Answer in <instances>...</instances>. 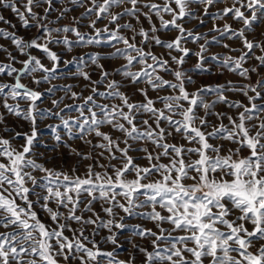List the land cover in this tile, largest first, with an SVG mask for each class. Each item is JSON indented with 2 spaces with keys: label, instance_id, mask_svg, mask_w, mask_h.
<instances>
[{
  "label": "snow or ice",
  "instance_id": "snow-or-ice-1",
  "mask_svg": "<svg viewBox=\"0 0 264 264\" xmlns=\"http://www.w3.org/2000/svg\"><path fill=\"white\" fill-rule=\"evenodd\" d=\"M221 3L227 6L210 11ZM0 8L10 10L22 28L38 33L24 40L0 29V38L25 57L18 60L0 45L7 58L0 61V77L12 78L10 83L0 82V106L5 110L0 112V125L11 137L0 135V264H136L135 253L118 258L123 247L120 235L126 229L148 241L145 247L128 240L143 256V264H264V78L255 84L227 81L189 91L196 82L184 68L186 58L193 55L200 72H209L205 63L210 60L221 75L226 70L247 81L252 73L259 75L264 68V40H250L248 34L254 25L264 23V0H0ZM79 9L83 11L71 17L72 23L88 20L91 34L71 25L58 26ZM209 16L210 32L240 41V49L223 44L238 56L206 57L209 46L220 43L218 36L209 39L208 33L185 25L205 24L204 17ZM226 18L242 27L234 29ZM219 20L225 21L222 28L216 25ZM104 21L103 28L97 27ZM0 22L15 27L3 15ZM172 32L174 37L165 38ZM201 40L198 51L186 47ZM100 45L112 49L104 57L122 63L109 71L99 52L86 53L87 60L81 56L63 61L65 66H80L75 75L87 82L84 87L91 94L83 97L68 85L62 88L65 95L82 98L83 104L61 108V97L52 99V108H41L44 93L37 89L56 78L61 61L51 46L70 53L74 47ZM31 50H39L52 67ZM253 59L257 63L245 67ZM89 64L99 69V79L92 80L84 70ZM38 72L42 75L35 78ZM26 76L36 88L22 83ZM45 91L52 95L56 86ZM227 92L241 94L247 103L229 100ZM212 95L215 99L209 100ZM94 97L109 102L98 103ZM219 104L235 115L217 112ZM67 109L78 116L65 118ZM6 115L28 122L29 131L13 134ZM212 116L217 123L210 121ZM50 118L59 121L46 125L54 147L63 146L69 158L75 157L68 169L47 167L40 162L42 154L35 152L40 142L38 122ZM61 127L67 140L78 138L89 151L73 148L58 131ZM105 127L108 131L102 130ZM176 137L182 142H170ZM17 138L23 139L18 147L13 144ZM37 206L51 224L42 221ZM129 217L149 221L155 230L126 225ZM101 230L106 234L98 240Z\"/></svg>",
  "mask_w": 264,
  "mask_h": 264
},
{
  "label": "rangeland",
  "instance_id": "rangeland-1",
  "mask_svg": "<svg viewBox=\"0 0 264 264\" xmlns=\"http://www.w3.org/2000/svg\"><path fill=\"white\" fill-rule=\"evenodd\" d=\"M230 2V0H229ZM227 6L224 3L218 4L216 7L212 8L210 11L212 12H216L219 9L223 8ZM38 11H42V9H38ZM83 11V9H79V10H74L71 12L70 16L63 19L62 21H60L58 26H63V25H71V26H75L78 27L79 30L82 33L88 32L91 34V30L88 29L86 27V25L88 24V20H82L81 23L79 25H74L72 23L71 17L75 16V17H79L80 13ZM0 15H3L5 17L6 20L11 21V25H15V27H11L8 24H4L2 22H0V29H3L5 31L8 32H15L16 35L19 38H23L24 40H31L34 37H36L38 35L37 31L35 28L32 29H24L21 26V23L18 21V19L15 17V15L10 11V10H6V9H2L0 8ZM55 17V12L53 13V18ZM168 18V17H165ZM143 19V18H141ZM206 23L205 24H198V21H189V23H187L185 26L188 28H192L194 29L196 32L198 33H208V38L211 39V37L213 35H217V33H212L209 30L213 27V20L212 18L209 17H204ZM227 19V18H226ZM224 20H219L216 21V25L220 28L223 27L224 24ZM107 21H104L103 23L98 22L97 27L103 28L104 24H106ZM121 24L125 23V20H121L120 21ZM133 24H135V21H132ZM227 23H229L234 29H239L242 27V25L236 21H233L231 19H227ZM144 27L147 28V22H144ZM125 35H130V33H124ZM264 23H257L256 25H254L252 33L248 34V39L250 40H264ZM70 39H75V37L72 34H68ZM175 32L170 33V35L168 37L165 38H171L174 37ZM106 39V37H104ZM218 39L220 41V43H213L209 46L208 48V52L205 54L206 57H209L213 54H227V55H232V56H238L239 52H229L228 49H225L223 47V44L227 43L230 45L231 48H235V49H240L242 47V44L240 43L239 40H228L225 37H220L218 36ZM204 43L203 40H201L199 43L197 44H193V43H188L186 45V47L190 48L193 50V52L198 51L199 50V44ZM0 45H3L4 47H6L13 55L17 56L18 60H23L25 59L24 56L19 55L18 50L15 49V46L11 44V42L9 40H5L0 38ZM121 47L123 45H120ZM53 51H56L57 54L61 57V61L59 64V68L58 71L56 73V78L53 79L51 81V83H42L37 90L41 91L42 93H44V97L42 102L40 103V107L41 108H52V99H57L59 100L61 97H63V103L60 105L61 108L64 107V105H80L83 104V99H72L70 94L69 95H65V92L62 90L63 87L70 85L72 87V91L81 94L83 97H86L88 95L91 94L90 89H85V84L87 83L86 81H84L83 79L79 78L77 75H75V73H77L78 68L80 67L77 64H71L68 66H65V64L63 63V61L65 60H70L73 57H81L83 56L86 60L88 59V56L85 55L87 54H92V53H96L99 52L101 53L102 59H101V63L104 64L105 68L109 71H111L112 68L118 66L120 63H122V61H113L110 60L106 57H104V53L111 51L112 49L110 48V46L108 45H100V46H89V47H74L72 52H66L63 47L61 46H51ZM32 51V55H36L38 58H42V62L45 64V66L47 67H52L51 62H49L46 57H43V54L39 52V50H31ZM155 51H157V53H159L160 51H162L161 49H156ZM257 55H259V51L257 50L256 52ZM0 61L3 62H7V58L5 53L0 52ZM186 63L184 65V68L186 70H188L189 75L192 77V79L196 82L195 85H192L189 87V91H194L195 88L200 87L201 85H220V84H225L227 81H233L234 83L238 84V85H243L246 83L251 82L252 84H255V82L258 79H262L264 78V68H260L259 71V75H257L256 73H252L251 74V81H247L244 80L243 78L239 77L236 74L230 73L226 70H224L223 74H220V69L217 67L216 62H212L210 60H206L205 63V67L209 68V72H200L198 70L195 69V65L197 63V59L195 56L190 55L188 58H186ZM257 62L253 59L250 60L248 62V64H245V67H250L252 65H255ZM17 68H20L21 65L19 63H16L14 65ZM85 71L89 72L91 74L92 80H97L99 79V69H97L94 65L89 64L87 67L84 68ZM41 73H36L35 74V78H40L41 77ZM167 79H171V77H166ZM115 79H120L119 76H116ZM0 82H12V78L9 77H0ZM22 83H25L29 88H36L37 86L34 85L32 83V78L31 77H24L22 79ZM56 86V91L54 92V94L50 95L49 93H47L45 90L49 87H53ZM100 91H104L105 89L101 86L99 88ZM127 91L131 92L132 89H126ZM251 95V93H249ZM150 95H155V93H150ZM226 95L228 96L229 100L232 101H242L244 103H247V100L239 93H233V92H227ZM135 99H141V97L137 96L134 97ZM94 99L97 100L98 103H108V100H105L103 98L100 97H94ZM209 100L211 99H215V96H209L208 97ZM10 103H12L11 101H9ZM111 103H118V101H111ZM21 107H26L25 104L21 103ZM217 112H225L228 113L229 115H235V111L232 109H229L228 107H226L223 104H219L217 105L216 109ZM5 110L2 108V106H0V112H4ZM67 115L65 116V118H68L69 116H71L72 119H75L78 116V113H76L75 111L71 110V109H67L66 110ZM87 115V112L85 113ZM203 113L201 112V115ZM210 121L212 123H217L215 116L209 117ZM6 120H7V127L11 130V132L14 134L15 132H27L29 131L30 125L28 124V122L17 119L14 116L11 115H6ZM59 121L55 118H50L47 120H44L42 122H38L39 124V129H40V142L37 143L35 145V152L37 154H42V156L40 157V162L41 163H45L47 167H56V168H61L63 167L64 169H68L72 166V164L75 161V157H71L69 158V153L68 150L66 148H64L63 146H60L58 148L54 147L56 142L53 139V134L51 133V131L49 129L46 128V125L48 124H58ZM223 123L225 125L228 124L227 119L223 120ZM73 130L74 132L77 131V127L76 125H73ZM4 126L0 125V135H4L6 138L11 139L10 136L7 135V133H5L3 131ZM103 131H108V128L105 127L102 129ZM209 131L211 129H208ZM58 131L61 133V135L64 137V139L72 145L73 148H76L80 151L83 152H88L89 148L83 144V142L81 140H79L78 138H73L72 140H67V135L65 133V130L63 129V127L59 128ZM119 135V133H113V136H117ZM89 139L93 140V143H96V139L94 137H89ZM182 142L180 141L179 137H176L175 141H170V142ZM212 143H225V147H235L234 145H229L226 142L223 141H217V140H212ZM20 143H23V139L22 138H17L16 141H13V144L15 146H19ZM148 147H151L150 145H147ZM121 147H123V145H121ZM137 147H140V145H137ZM97 152L100 151L99 149L96 150ZM130 155H133L134 157H139L140 153L137 152H132L130 153ZM244 155H247V152L245 151ZM66 160V163H64L63 161ZM103 162V161H101ZM137 162L140 164H146L147 162L144 160H139L137 159ZM84 163H88L87 161H85ZM81 172H83V167H81L80 169ZM37 175H40L39 173H37ZM96 211L99 212L100 210V206L97 204L96 206ZM38 213V215L40 216V218L42 219L43 222H45L46 224H51V220L48 218V216L37 206L35 209ZM144 211H147V209H145ZM90 215V214H89ZM101 215H103V213H101ZM121 215H123V213H121ZM125 224L129 225V226H133V225H141L142 227L145 228H153V224L149 221L143 220L140 217H129L125 220ZM73 227L75 228L76 225L73 224ZM165 228L169 227L168 225H164ZM89 231H91V226H89ZM106 232L104 230H101V234L100 236L96 237V239H100L103 235H105ZM132 239L133 243L135 244H140L142 246L147 247L148 246V241L146 240H141L139 237L137 236H132L130 233V230L126 229L123 233H121L120 235V241L123 245V247H121L119 249V259H127L129 253H135L137 256V260H136V264H143V256L141 254H139L138 252H136V250L132 247V245L130 243H128V240ZM163 246V245H162ZM103 247V246H102ZM107 250H111V246H106Z\"/></svg>",
  "mask_w": 264,
  "mask_h": 264
}]
</instances>
